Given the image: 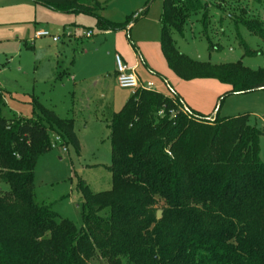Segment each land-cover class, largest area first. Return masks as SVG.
I'll return each instance as SVG.
<instances>
[{"label":"trees","instance_id":"obj_1","mask_svg":"<svg viewBox=\"0 0 264 264\" xmlns=\"http://www.w3.org/2000/svg\"><path fill=\"white\" fill-rule=\"evenodd\" d=\"M32 1L89 15L98 30L125 28L103 17L96 0ZM206 4L163 0L159 44L167 66L183 80L228 84V94L264 90V66L211 64L177 49L172 33L182 35L187 16ZM243 22L264 40L259 20ZM5 94L0 88V264H264L261 133L247 114L204 115L185 110L174 93L136 89L108 122L110 189L93 193L78 183L83 225L77 231L36 201L33 184L50 133L79 150L72 120L35 99L34 117H5Z\"/></svg>","mask_w":264,"mask_h":264},{"label":"rangeland","instance_id":"obj_2","mask_svg":"<svg viewBox=\"0 0 264 264\" xmlns=\"http://www.w3.org/2000/svg\"><path fill=\"white\" fill-rule=\"evenodd\" d=\"M96 1L103 6V17L130 26L105 36L96 29L95 20L89 15L55 11L32 0H0V87L6 93L3 116L15 113L34 117L38 114L33 103L35 99L39 105L61 117L71 100L70 93L62 88L66 78H62V69H74L71 61L79 58V52L84 53L88 47L91 55L113 52L111 44L122 35V40L128 44L130 41L134 45L136 41L142 42L149 55L154 56L156 51L157 58L153 63L161 69H156L158 76L168 81L170 89L173 83L163 71L178 78L179 89L193 101L192 104H198L196 107L185 101L191 110L220 117L247 114L248 124L261 133L258 151L264 162V90L228 94L229 85L218 80L180 79L159 52V15L163 0ZM203 1L207 7L187 16L182 35L172 33L177 49L191 59L211 64L240 61L251 69L264 66L261 53L264 52V40L250 32L243 22L259 20L264 28V0ZM39 29L55 34L58 40L34 38V32ZM87 30L92 33L90 38L82 36ZM154 79H150L153 89L169 91L161 79ZM131 93L130 89L119 88L113 83L109 87V98L114 109L119 110ZM101 104L102 95L98 92L73 108L72 130L79 143L78 151L68 139L65 151L58 142L51 146L54 135L50 133V146L37 157L34 167L36 201L69 219L77 231L83 225L79 181L82 179L93 193L111 187V175L106 168L111 162L109 114ZM89 264L106 263L95 259Z\"/></svg>","mask_w":264,"mask_h":264},{"label":"crops","instance_id":"obj_3","mask_svg":"<svg viewBox=\"0 0 264 264\" xmlns=\"http://www.w3.org/2000/svg\"><path fill=\"white\" fill-rule=\"evenodd\" d=\"M129 26L130 24L123 29H126ZM62 27H64V25ZM88 31L90 30H87L85 34H82V36L90 38L92 36V33L90 31V34L87 36L86 33ZM98 31H100L105 36H109V33L111 31H116V30H98ZM121 36H118L117 39L114 40L113 43L111 44L110 48L113 49V52L109 51L107 53H103L102 55L97 54L96 56L95 54L94 55L90 54V51H88L90 47H88V49L84 51V53H81V51L79 52L78 54L79 58L71 61V66L73 65L74 69L69 70V68L67 67L62 69V78L66 77L64 79V83L62 84V88L67 89L66 92L70 93L71 100L67 103L65 107L66 113L62 112V116L61 117L59 116L60 118L74 120L73 108L79 104L85 103L86 101L89 100L90 96L98 92H101L102 95L101 105L102 107L106 108V111L109 114V119L113 112L118 111L114 109V106H112V104L110 103V98H109V87L113 83L117 85L115 80V75H116L115 63H114L115 54H119L122 60L124 61V63L127 64L128 67L135 69L137 77L142 82H151L154 78H159L161 79L165 87L163 85L162 86L168 89L169 91L168 92H163V90L162 91L158 90V91L166 95H172L174 93L176 96L179 97L182 104L186 106L188 109H190V107H188L185 101H187L188 103L194 106L198 105L196 103H195L196 105L194 103L192 104L193 101L191 102V100L187 98V95L179 89L178 86L180 85V83L178 81V78L175 79L168 72L166 73L163 71L164 74L169 75V77L171 78L170 80L173 83V87L172 89H170L171 87H169L168 81L165 78L158 76L159 72H157V70L160 71L161 69L159 66L156 67L153 63L154 58H157L156 51L154 53V56H152V54L149 55L148 51L146 50V47L143 46L142 42L134 41L135 42L134 45L130 41L128 44L127 42L122 40ZM68 40H70L69 37ZM159 50H160V44H159ZM159 52H161V50ZM94 60H96L95 63ZM149 78L151 79V81ZM203 79L209 81L210 80L215 81V79H210V78H203ZM209 84H213V83L210 82ZM124 103L125 102H123V104ZM69 106H71L70 109L72 108L70 112H69ZM209 115L213 116L214 114L211 113Z\"/></svg>","mask_w":264,"mask_h":264},{"label":"built area","instance_id":"obj_4","mask_svg":"<svg viewBox=\"0 0 264 264\" xmlns=\"http://www.w3.org/2000/svg\"><path fill=\"white\" fill-rule=\"evenodd\" d=\"M90 31L86 33L88 36ZM34 38L36 37H51L53 41L58 40V36L50 33L46 29H39L34 32ZM114 63H115V80L117 85L120 88L130 89L132 93L135 92L136 89H153L151 82H142L136 75L135 69L128 67L127 64L124 63L121 56L119 54L114 55ZM131 93V94H132ZM184 106V105H183ZM185 109L186 106H184ZM56 142L59 143V137L54 135L53 142L51 146H54ZM62 150L65 151L66 148L62 146Z\"/></svg>","mask_w":264,"mask_h":264},{"label":"water","instance_id":"obj_5","mask_svg":"<svg viewBox=\"0 0 264 264\" xmlns=\"http://www.w3.org/2000/svg\"><path fill=\"white\" fill-rule=\"evenodd\" d=\"M160 215H161V211H160V210H157V212H156V217L159 218Z\"/></svg>","mask_w":264,"mask_h":264}]
</instances>
